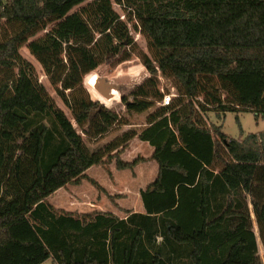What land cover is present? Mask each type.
Masks as SVG:
<instances>
[{
  "label": "trees",
  "instance_id": "trees-1",
  "mask_svg": "<svg viewBox=\"0 0 264 264\" xmlns=\"http://www.w3.org/2000/svg\"><path fill=\"white\" fill-rule=\"evenodd\" d=\"M86 1L0 0L7 28L0 32V264H262L261 148L207 127L204 114H264V0H115L136 20L152 57H141L149 77L121 99L126 110L143 113L149 99L162 97L158 73L173 80L177 97L139 134L127 131L93 151L81 133L95 141L125 123L90 100L83 79L131 40L110 0L70 13ZM24 45L75 126L19 55ZM92 76L85 81L91 96L108 105ZM135 137L157 165L139 191L142 213L76 215L47 202L108 159L117 170L132 169L142 159L119 154Z\"/></svg>",
  "mask_w": 264,
  "mask_h": 264
},
{
  "label": "rangeland",
  "instance_id": "rangeland-1",
  "mask_svg": "<svg viewBox=\"0 0 264 264\" xmlns=\"http://www.w3.org/2000/svg\"><path fill=\"white\" fill-rule=\"evenodd\" d=\"M91 1L93 0H87L83 4L74 7L70 13L80 10ZM110 2L113 11L117 13L120 20L125 23L131 42L121 48V52L118 56L107 61L106 64L98 67L97 69H105L107 76L111 79H119L123 83H129L131 81L136 83V85L132 86V88L128 89L121 95L122 99L124 97H128L137 85H140L143 80L149 77L142 64L141 57L145 56L151 61L152 57L148 51L146 39L140 33L136 20L128 18L126 10L119 6L115 0H110ZM53 25L54 24L48 25L45 30L30 38L28 43L43 37L50 31ZM3 30L5 31L7 28L3 24V21H0V32ZM26 45L20 48L19 55L25 61L30 63L35 71V76L37 77L38 82L44 87L56 106L65 113L67 118L75 126L72 115L60 100L55 86L51 85L48 78L45 76L42 67L35 57L30 54ZM121 57H126V60L121 62ZM62 58H64L63 55ZM154 65L156 67V64ZM13 72L16 73V69H14ZM92 74L93 73H90L89 75ZM88 76L84 77L82 86L88 94L90 100L99 101L102 105H104V107L116 113L122 123H125V125H114L105 136L95 141L88 139L81 133V136L90 151L102 149L109 142L113 141L115 138L121 136L127 131H135L139 134L147 126L148 116L161 107L160 99H149L152 102V107L143 113L127 111L120 98L111 102L108 101V105H105L101 100L95 99L91 96L87 88L88 84L85 82L86 77ZM157 81V91L159 94L172 95V99L177 97V91L171 78L163 77L160 73H158ZM222 98L224 100L229 99L226 94H224ZM204 117L207 127L221 126L220 131L231 139L237 141L243 139H255L259 143L261 152L264 156V114H256L252 112H226L223 114L218 113L216 110H210L204 114ZM151 150L152 148L147 143L141 142L137 137H135L130 140L121 151L119 158L125 162H131L136 158H141L142 161L140 163L132 169L117 170L115 168L114 161H110L108 159L101 165L92 166L86 172L88 176H85V179H83L79 184H68L69 186L65 187V190L56 191L54 195L48 198V203L51 204V206L57 211L66 212L63 209H65V199L67 197L73 201V204L68 207L70 211L83 210L81 207L88 205L86 203H92V205L97 206L95 209L110 210V208L113 207L114 201H119V204L131 208L130 211L139 209L142 211L143 208L138 195L139 191L146 188L148 183L155 179V164H153V162L149 159ZM90 181H94L98 186L93 185ZM99 184L106 189L101 188ZM80 202L84 203L81 204ZM57 207L59 209H57ZM119 210L120 217H124L126 215L125 211H128L125 208H119ZM93 212H98V210H93L85 214ZM258 253L262 264H264V250L259 242ZM51 261H53L52 258L46 260L43 264H52Z\"/></svg>",
  "mask_w": 264,
  "mask_h": 264
},
{
  "label": "water",
  "instance_id": "water-1",
  "mask_svg": "<svg viewBox=\"0 0 264 264\" xmlns=\"http://www.w3.org/2000/svg\"><path fill=\"white\" fill-rule=\"evenodd\" d=\"M91 87L106 101H114L117 98L121 99V95L132 86L136 85L134 81L123 83L119 79H111L107 76L105 69H96L93 72Z\"/></svg>",
  "mask_w": 264,
  "mask_h": 264
},
{
  "label": "crops",
  "instance_id": "crops-1",
  "mask_svg": "<svg viewBox=\"0 0 264 264\" xmlns=\"http://www.w3.org/2000/svg\"><path fill=\"white\" fill-rule=\"evenodd\" d=\"M111 137V136H110ZM109 137V138H110ZM240 142H245V140L243 139V140H239ZM151 153H152V150H151ZM151 162H153V164H155L154 166V168H155V177H156V174H157V165H156V163L154 162V161H152L151 160ZM90 169V168H89ZM89 169H87L85 172H84V176H88L87 175V171L89 170ZM154 177V178H155ZM153 180H151L149 183H151ZM148 183V184H149ZM100 185V184H99ZM69 185H66V186H64V187H62V188H60L59 190H65L64 188L65 187H68ZM101 186V188H103V189H106V188H104L102 185H100ZM57 192H58V190H57ZM67 192H69V191H67ZM97 192V191H96ZM55 193V192H54ZM54 193L52 194V195H54ZM51 195V196H52ZM139 195V194H138ZM47 202H48V199H47ZM81 204H83L84 202H80ZM71 204H73V201L70 199V198H66L65 199V209H63L64 211H66V212H70L71 214H73V213H75V214H78V215H80V214H85V213H88V212H90V211H93V210H98V212H103V213H110V214H112V215H114V216H116V217H118V218H122V217H120L119 216V213H120V210H119V208H125L126 210H128V211H130L131 210V208H129V207H126V206H123V205H121V204H119V201H114V204H113V207L112 208H110V210H103V209H95V208H97V206H94V205H92V203H86V204H88V205H85V207H81L83 210H69V208L68 207H70L69 205H71ZM51 205V204H50ZM116 205V206H115ZM138 206H139V203H138ZM56 208V207H55ZM74 208H77V207H74ZM57 209H59L58 207H57ZM62 209V208H61ZM69 210V211H68ZM130 212H139V213H142L143 212V210L142 211H140V209L139 210H133V211H130ZM53 260V259H52ZM52 262V264H56L55 262H54V260L53 261H51ZM43 264V263H42Z\"/></svg>",
  "mask_w": 264,
  "mask_h": 264
},
{
  "label": "built area",
  "instance_id": "built-area-1",
  "mask_svg": "<svg viewBox=\"0 0 264 264\" xmlns=\"http://www.w3.org/2000/svg\"><path fill=\"white\" fill-rule=\"evenodd\" d=\"M171 101H172V95L164 94L160 98V106L167 107L168 105H170Z\"/></svg>",
  "mask_w": 264,
  "mask_h": 264
}]
</instances>
